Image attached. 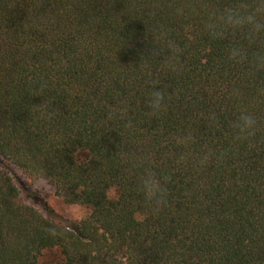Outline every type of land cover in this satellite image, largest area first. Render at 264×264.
Segmentation results:
<instances>
[{"label": "trees", "instance_id": "obj_1", "mask_svg": "<svg viewBox=\"0 0 264 264\" xmlns=\"http://www.w3.org/2000/svg\"><path fill=\"white\" fill-rule=\"evenodd\" d=\"M0 264H264V0H0Z\"/></svg>", "mask_w": 264, "mask_h": 264}, {"label": "rangeland", "instance_id": "obj_2", "mask_svg": "<svg viewBox=\"0 0 264 264\" xmlns=\"http://www.w3.org/2000/svg\"><path fill=\"white\" fill-rule=\"evenodd\" d=\"M19 179L26 183L32 192L31 197L23 192L25 201L34 204L45 214H48L45 206L51 208V216L56 221L75 222L85 217L90 211L85 205L64 202L61 197L55 194L54 189L43 180L30 181L22 176H19Z\"/></svg>", "mask_w": 264, "mask_h": 264}, {"label": "clouds", "instance_id": "obj_3", "mask_svg": "<svg viewBox=\"0 0 264 264\" xmlns=\"http://www.w3.org/2000/svg\"><path fill=\"white\" fill-rule=\"evenodd\" d=\"M149 107L153 114H158L166 107L165 95L158 87L154 88L150 94ZM255 124L256 120L253 116L244 114L240 117L236 127L239 130L248 132L254 129ZM139 182L146 201L154 203L157 206L164 203L163 193L165 189L161 178H158L151 171H146L140 177Z\"/></svg>", "mask_w": 264, "mask_h": 264}]
</instances>
